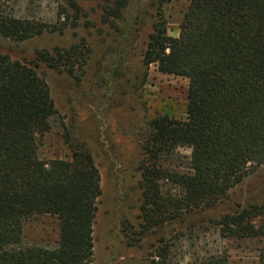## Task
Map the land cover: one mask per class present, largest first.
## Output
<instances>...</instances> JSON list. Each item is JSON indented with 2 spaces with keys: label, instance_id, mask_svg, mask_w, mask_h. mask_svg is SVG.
I'll return each mask as SVG.
<instances>
[{
  "label": "trees",
  "instance_id": "obj_1",
  "mask_svg": "<svg viewBox=\"0 0 264 264\" xmlns=\"http://www.w3.org/2000/svg\"><path fill=\"white\" fill-rule=\"evenodd\" d=\"M145 2L116 0L104 6L103 23L127 43ZM151 2L156 19L143 64L187 79L189 89L185 119L162 115L143 131L141 236L218 207L264 166V0H191L178 38L169 35L166 18L173 0ZM66 26L0 12V38L17 44L63 34ZM90 51L86 41L53 53L38 51L36 68L45 64L78 79ZM36 68L0 54V264H93L101 174L89 148L67 128L69 155L41 157L59 112ZM177 148L191 150L187 174L159 164ZM164 184L180 193L164 194ZM45 216L59 222L57 247L24 245L25 223ZM215 224L223 239L257 241L264 264V202L238 204ZM229 258L225 253L193 264H230ZM149 264H173L167 245Z\"/></svg>",
  "mask_w": 264,
  "mask_h": 264
},
{
  "label": "rangeland",
  "instance_id": "obj_2",
  "mask_svg": "<svg viewBox=\"0 0 264 264\" xmlns=\"http://www.w3.org/2000/svg\"><path fill=\"white\" fill-rule=\"evenodd\" d=\"M70 1L0 0V12L13 18L67 25L63 34L46 33L19 44L0 38V54L36 68L38 51L53 53L83 41L91 49L78 79L59 74L45 64L36 69L48 83L59 112L52 120L53 129L44 140L41 157L52 160L69 155L64 141L67 128L89 148L101 174L93 264H149L165 245L171 251L173 264H193L225 253L230 264H261V245L257 241L223 239L215 221L238 204L264 202V166L232 190L230 199L218 207L188 216L161 231L139 234L143 131L149 121L162 115L186 118L189 81L143 64V52L156 19L155 9L149 6L151 0L139 7L141 20L127 43L114 26L103 23L104 6L116 0H72L81 13ZM190 1L173 0L165 9L170 36L179 37ZM62 13L65 15L60 18ZM190 158L191 150L177 148L159 164L187 174ZM163 192L180 193L170 184L163 185ZM134 233L137 236L132 238ZM59 234L56 218L38 217L25 223L24 245L53 249Z\"/></svg>",
  "mask_w": 264,
  "mask_h": 264
}]
</instances>
